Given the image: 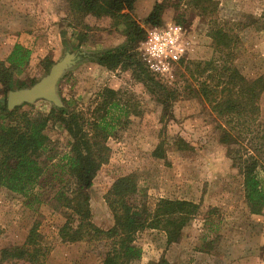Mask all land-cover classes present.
<instances>
[{
  "label": "rangeland",
  "instance_id": "374dc122",
  "mask_svg": "<svg viewBox=\"0 0 264 264\" xmlns=\"http://www.w3.org/2000/svg\"><path fill=\"white\" fill-rule=\"evenodd\" d=\"M156 3L163 9L160 25L153 27L145 19ZM133 17L146 34L168 25L179 26L184 32L185 59L173 65L170 75H158L168 86L178 84L182 92L172 101L170 115L163 116L159 103L130 70H107L95 62L99 53L127 46L126 37L121 29H108L105 22L97 24L90 17L84 19L89 28L78 24L69 14L68 0H0V61L6 60L16 44L29 49L30 62L15 75L18 84L28 85L48 74L67 53L78 58L56 84L61 105L37 101L32 104L35 111L46 113L53 106L86 112L94 108L105 88L116 91L123 104L128 99L136 107L137 115L129 117L128 126L107 140L109 160L88 191L92 223L102 230L112 226L104 196L118 178L129 174L137 176L152 209L159 199L199 206L175 243L167 244L159 230L142 232L138 240L142 257L136 264L156 263L161 258L168 264H264V207L259 215L250 213L242 174L218 141L207 105L189 95L183 83H191L184 71L187 62L218 58L212 40L219 38L214 36L215 30L234 38V66L246 79L264 74V0H211L205 12L188 0H138ZM144 39L135 52L145 64ZM45 59L52 62L46 72ZM2 95L0 88V99ZM260 110L264 123V92ZM46 132L57 154L68 151L69 136L61 126L51 122ZM178 138L188 149L172 147ZM159 146L162 156L156 158L153 152ZM52 184L45 183L36 191L37 201L0 188V250L22 247L30 229L38 224L40 243L48 249L42 264H100L88 244L61 243L58 231L65 218L50 208Z\"/></svg>",
  "mask_w": 264,
  "mask_h": 264
},
{
  "label": "trees",
  "instance_id": "16d2710c",
  "mask_svg": "<svg viewBox=\"0 0 264 264\" xmlns=\"http://www.w3.org/2000/svg\"><path fill=\"white\" fill-rule=\"evenodd\" d=\"M138 0H68V11L78 24L84 21L106 23V28L120 30L127 46L107 50L95 56V62L107 69L130 70L163 110L171 114L172 101L181 95L178 84L168 86L161 77L150 72L135 49L146 33L133 17ZM205 12L211 0H188ZM162 4H155L145 19L150 26L160 25ZM83 36V35H82ZM212 38L218 58L206 62H187L184 71L192 84L183 81L189 95L204 102L210 113L209 122L218 141L225 146L232 164L243 177V194L251 214L259 215L264 207V123L260 121V97L264 92V74L246 79L234 66V38L215 30ZM31 51L21 44L13 46L4 61H0V188L38 200L36 191L45 183L54 190L50 198L53 212L62 213L65 222L59 228L61 243L83 242L94 248L100 264H136L142 257L139 236L146 230H159L167 244L178 241L182 229L196 217L199 206L182 200L159 199L152 209L138 184L135 174L118 178L104 196L113 224L107 230L92 221L90 197L92 182L100 168L109 160L107 140L124 130L129 117L137 113L128 99L103 89L94 108L69 110L51 106L45 112L35 111L34 105L23 104L9 111L7 93L27 88L38 80L18 84L17 72L30 62ZM45 72L52 62L43 61ZM182 65V64H181ZM3 119V120H2ZM61 126L69 136L68 151H54L48 134L49 123ZM167 143V142H166ZM188 149L178 138L172 147ZM153 156L160 158V146ZM37 225L33 226L22 247L0 250V264L23 261L42 264L48 249L40 242ZM1 234V232H0ZM150 264H168L164 258Z\"/></svg>",
  "mask_w": 264,
  "mask_h": 264
},
{
  "label": "built area",
  "instance_id": "2783aa9c",
  "mask_svg": "<svg viewBox=\"0 0 264 264\" xmlns=\"http://www.w3.org/2000/svg\"><path fill=\"white\" fill-rule=\"evenodd\" d=\"M142 46L147 69L162 77L170 75L173 65L187 55L184 32L175 25L149 30Z\"/></svg>",
  "mask_w": 264,
  "mask_h": 264
},
{
  "label": "water",
  "instance_id": "95a60500",
  "mask_svg": "<svg viewBox=\"0 0 264 264\" xmlns=\"http://www.w3.org/2000/svg\"><path fill=\"white\" fill-rule=\"evenodd\" d=\"M77 60L75 55L67 53L62 60L50 68L48 74L32 86L9 91L6 97L7 109L11 111L23 104H34L37 101H46L54 106H60L61 102L56 94V84L61 75L72 67Z\"/></svg>",
  "mask_w": 264,
  "mask_h": 264
},
{
  "label": "crops",
  "instance_id": "0c3cea01",
  "mask_svg": "<svg viewBox=\"0 0 264 264\" xmlns=\"http://www.w3.org/2000/svg\"><path fill=\"white\" fill-rule=\"evenodd\" d=\"M232 1H235V0H232Z\"/></svg>",
  "mask_w": 264,
  "mask_h": 264
}]
</instances>
